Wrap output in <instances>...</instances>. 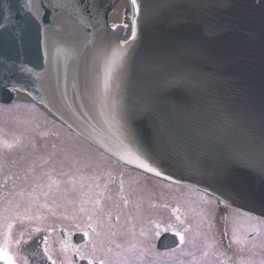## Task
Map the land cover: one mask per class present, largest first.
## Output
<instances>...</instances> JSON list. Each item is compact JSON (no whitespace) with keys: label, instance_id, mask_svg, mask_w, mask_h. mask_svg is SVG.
<instances>
[{"label":"water","instance_id":"1","mask_svg":"<svg viewBox=\"0 0 264 264\" xmlns=\"http://www.w3.org/2000/svg\"><path fill=\"white\" fill-rule=\"evenodd\" d=\"M113 2L52 0L66 7L37 24L17 0H0V82L113 158L157 176L128 162L127 145L158 177L264 216V0H140L138 39L119 50L105 86L108 53L83 50L65 21L89 5L87 23L127 40L130 2L113 24L129 27L115 31L106 23ZM13 100L0 87V103Z\"/></svg>","mask_w":264,"mask_h":264},{"label":"flooded vegetation","instance_id":"2","mask_svg":"<svg viewBox=\"0 0 264 264\" xmlns=\"http://www.w3.org/2000/svg\"><path fill=\"white\" fill-rule=\"evenodd\" d=\"M42 137V139H38V145L42 149L44 143L47 146L45 149H51V151L47 154L36 153L34 156L31 155L32 166L28 169L22 167V169H18L20 171H18L19 174L15 181L20 183L21 187L16 185L18 189L8 199L7 205L0 209L2 211L0 219L3 216H9L3 226L5 230L2 243L6 246L9 245L13 235L12 227L9 231V224L13 226L17 222L20 223L22 218H26V216V221L33 222L36 220L31 226L24 227L22 234L18 235L15 250L20 258V264H24L25 260L28 264H51V261L43 254V243H40L39 246L36 243L43 241L45 237L47 238L48 252L56 264H69V262L71 264H88L87 259H81L80 255L77 254V249L80 253L94 257V264H99L101 260L104 261V264H163L165 261L170 262L175 258H177L176 261L184 264H212L211 262L207 263L209 260L198 253L192 255L193 257L184 254L188 250H192L193 247L191 246L190 249L182 248L184 242H181L180 237L175 235V232H179L183 237L186 236V233L177 229L182 218L180 206L177 205L181 199L179 192L182 190L200 192L205 201L215 205L208 209V216L210 218V214L212 216L214 214L218 224L212 226L215 230L218 229V236L221 238L219 241L222 243V247L217 246L219 251L226 252L227 256H232L245 254L246 242L250 243L249 252L256 248L259 250L264 246V218L240 210L225 202L222 203L193 187L167 183L159 178L123 166L78 137H76L77 139L72 137V140L79 144L91 159L97 160L98 165L93 174L85 173V175L73 180L75 184L64 187L62 183L54 179L63 174V171L48 172L46 169H37L34 166L35 164L45 165L50 159L37 157V155L57 154L60 141H66L67 137L55 140L56 143L53 148H50L48 144V142L53 143L52 140L48 137ZM13 143L11 142V144ZM1 145H4V141L0 143ZM108 161L116 163L122 168H127L128 170L124 171L130 174L121 173L122 169L105 168ZM5 177L2 178L4 186L6 182L13 180L10 175ZM161 183H167L169 186L167 184L161 185ZM164 188L176 193L175 201L177 204L174 211L178 217H175L171 226L163 224V209L167 205L164 202L166 193ZM38 191L42 193L39 197L46 194L58 195L59 197L55 201L50 199L41 201L43 205L39 207L42 212H40L42 214L40 218L31 213V210L37 209L32 206V202L36 203L35 196H37ZM188 194L186 193V195ZM2 196H5L3 192ZM144 196H147L146 199L148 200L154 197L155 199L160 198L159 200L163 203L157 204L147 201ZM167 206L170 208L169 204ZM235 223L237 224L235 225ZM200 227L198 228L199 231H196V235L205 237L209 228L204 226L202 229L201 225ZM227 227L237 232L230 235L227 233ZM245 227L252 229L253 232H245ZM157 231L161 233L159 237L156 236ZM85 232L88 233L87 236L84 235ZM28 245H33L31 251L24 252L23 249ZM7 249L5 247L3 251H0V258L9 264L4 258ZM93 249H95L94 252ZM195 252L197 251L195 250ZM26 253L33 255L32 259H29ZM252 256H256V254ZM261 260L257 257L252 263L255 264L259 261L261 263ZM239 262L241 261H236L237 264ZM222 264L228 263L222 260Z\"/></svg>","mask_w":264,"mask_h":264},{"label":"rangeland","instance_id":"3","mask_svg":"<svg viewBox=\"0 0 264 264\" xmlns=\"http://www.w3.org/2000/svg\"><path fill=\"white\" fill-rule=\"evenodd\" d=\"M0 126L2 127L0 129V141H4V145L0 146V209L1 207L7 205L6 203L8 202V199L18 189L17 186L21 187V184L15 181V178L19 174L18 171H20L18 169H28L32 166V161H30L32 158L31 155L34 156L36 153L47 154L51 151V149H45L47 148V146L44 143L42 145V149L38 145V139H42V136L48 137L52 140L51 142L53 143L48 142L50 148H53L54 144L56 143L55 140H60L64 137L67 138L66 141H60L57 154H53L50 156L37 155V157H48L50 160H47L45 165L35 164L34 168L36 167L37 169H46L48 170V172L63 171V174L55 177L54 179H57L60 183H62V185H64V187L75 184V181L73 180L81 177L82 175H85V173L93 174V172L96 171L95 167L98 165L97 160L95 161L91 159L89 154L85 153L81 149L79 144L75 143L72 140V137L77 139L76 136L70 133L64 126H62V124L60 125V123L53 117L38 108L33 102L21 98H16L9 105L0 103ZM11 142L14 143L11 144ZM105 168L113 170L122 169L121 173L130 174L129 172L127 173L126 171H124L128 170L127 168H122L120 165H117L116 163H113L111 161H108V163H106ZM8 175L12 176L13 180L12 182H6L4 186L2 183V178L4 176H6L5 178H7ZM162 184L167 183H161V185ZM167 185L169 186V184ZM164 190L166 192L164 202L165 204L167 203V205L169 204L170 208L167 205L166 207L164 206L165 208L163 209V224L165 226H171L175 221V217H178L177 213L174 211V208L177 204L175 201L176 193L168 191V188H164ZM2 192L5 194L4 197L2 196ZM179 193L182 202L180 199V201H178L179 204L177 205L180 206L179 208L182 218L181 222L178 223L177 229H179L182 233H186V236H184L183 239L184 244L182 245V248L190 249L193 247L192 250H194H188L184 254L192 256L198 253L206 260H209L207 263L211 262L212 264H222V260L227 262L228 264H237L236 261H241L238 264H253L252 261L257 259V257H259L260 260L262 257H264V246L259 250L256 248L252 249V252H249L250 243L248 242L245 243V254H234L232 256H227L228 254H226V252L219 251L217 249V246L222 247V243L219 241L221 240V238H219L218 236V229L215 230L212 226L218 224L215 221L214 214L213 216L210 214V218L208 216V209L213 208L215 205L208 201H205L201 197L202 195L200 194V192L194 190H182ZM186 193L189 194L186 195ZM41 194L42 193L38 191L37 196H35L37 200L36 203L32 202V206H35L37 209L31 210V213H33V216H36L37 218H40L42 216V212L39 207L43 205V203L41 202L43 199H50L52 201H55L57 198H59L58 195L52 196L51 194H46L45 196L39 197ZM144 198L147 201L155 202L157 204L163 203L159 200L160 198L155 199L154 197L150 198L149 200L146 199L148 198L147 196H144ZM169 199L172 200L168 201ZM0 213H2V211H0ZM13 215L15 217L14 213ZM26 218L23 217L22 222L13 224V235L12 239H10L9 241L8 246L2 243V241L4 239L5 230L3 226L5 225L4 223L9 219V216H3L0 219V247H2L3 250L5 249V247L8 248L7 252L5 253L12 257L14 264H20V258L15 250L18 242V235L22 234L24 227L31 226V224L36 221L33 220V222H29L30 220L26 221ZM236 224L237 223H235V225ZM200 225L202 226V229L204 228V226L207 229L209 228V231L208 233H206L205 237L196 235V231H199L198 228H201ZM244 231L253 232L252 229H248L247 227L244 228ZM236 232V230H231L230 227H227L228 234L231 235V233L234 234ZM195 250L197 252H195ZM253 254H256V256H252ZM176 260L177 258L170 262L165 261L163 264H184ZM261 261V263L259 261L255 264H264V258Z\"/></svg>","mask_w":264,"mask_h":264},{"label":"snow or ice","instance_id":"4","mask_svg":"<svg viewBox=\"0 0 264 264\" xmlns=\"http://www.w3.org/2000/svg\"><path fill=\"white\" fill-rule=\"evenodd\" d=\"M130 6H131V36L127 40L121 41L118 37H114L111 34H108L103 31L102 28L97 29L95 25H92L90 23H87L85 18L81 15L83 12L89 11V5H85L84 7H80L79 4L77 5L76 15L73 19H68L65 22L72 25V30L67 32L66 35L74 40L80 43L81 47L85 51H97V50H104L106 53H108L106 62H105V68H104V79H105V86L107 85V81L109 76L111 75V72L113 70V65L116 62V59L120 55V49L124 45H128L129 47H132L135 41L138 39V33H139V19H140V13H141V2L140 0H129ZM17 6L19 9L23 11V13L28 15V18L39 24L42 20L45 19V17L48 15L49 10H51L53 13H56V10L59 8H65L66 5L63 4H55L52 3V0H17ZM92 8H95V4L93 3L91 5ZM59 15V13H57ZM71 15V14H70ZM125 18L127 19L129 13L128 10H125ZM5 19H8V16H5ZM76 22H79L78 24ZM79 25H83V28L79 27ZM52 26L56 27V21L53 19ZM113 31L117 28H124L127 29L129 27L128 23H123L121 25H111ZM85 28H93L95 31L92 33H87L84 31ZM22 39V37H21ZM109 45H111V50H109ZM21 71H31V69H28L26 65L21 66ZM11 85V87H9ZM0 87H2L4 90L9 92H15L19 89L17 88L16 83L6 80L0 82ZM24 85L21 84L20 88H23ZM129 139L132 140L133 143H135L134 140V133L131 129H129ZM127 156L126 159L129 163H135L140 168L146 169L149 172H154L157 176L162 175L161 171L157 170V167L153 166L152 163H149L148 160L142 158L140 154H138V151H133L131 148H128L127 145H125ZM223 197V199H221ZM217 199H220L222 203L227 202L230 200V197L228 195H225L224 193H221L220 196L217 197ZM12 225L9 224L8 228L9 231L11 230ZM157 228H159V225H157ZM167 230V229H166ZM39 231V229H37ZM95 231V229H93ZM85 236L88 235L87 232L84 233ZM161 235L160 231L156 232V236L159 237ZM176 236L180 237L181 242H183V235L179 232H175ZM37 246L40 245V243H43V254L49 261H51V264H56V261L52 259V256L48 252L47 247V238H43V241H37ZM0 251H3V248L0 247ZM95 249H93V252ZM77 254L80 255L81 259H87L88 264H94V257H89L87 254L80 253L77 249ZM4 258L9 262V264H14V261L12 260V257L9 256L7 253L4 254ZM24 264H28L27 260H25ZM71 264V262H69ZM99 264H104V261H99Z\"/></svg>","mask_w":264,"mask_h":264},{"label":"bare ground","instance_id":"5","mask_svg":"<svg viewBox=\"0 0 264 264\" xmlns=\"http://www.w3.org/2000/svg\"><path fill=\"white\" fill-rule=\"evenodd\" d=\"M128 3H129V0H114L113 4L110 7V10L106 16V23L109 25H113V24L118 23L120 21L122 15H123L127 5H128ZM12 93L14 94V100L16 98H21V99H25V100L32 102V99L29 98L26 94H23V93L18 92V91H15ZM54 119H56V118H54ZM57 121L60 123V125L64 124L59 120H57ZM1 128L2 127L0 126V129ZM0 132H1V130H0ZM0 143H1V141H0Z\"/></svg>","mask_w":264,"mask_h":264}]
</instances>
